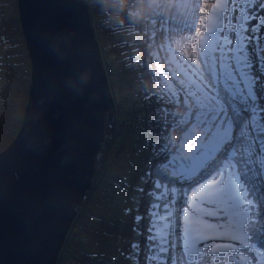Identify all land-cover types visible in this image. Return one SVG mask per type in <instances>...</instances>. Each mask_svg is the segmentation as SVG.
Masks as SVG:
<instances>
[{
    "label": "snow or ice",
    "instance_id": "6c2138e0",
    "mask_svg": "<svg viewBox=\"0 0 264 264\" xmlns=\"http://www.w3.org/2000/svg\"><path fill=\"white\" fill-rule=\"evenodd\" d=\"M97 2L102 5V0ZM135 6L134 2L127 11L133 23L138 15L132 10ZM197 7L201 13L209 10L206 21L197 17L178 20L155 11L146 17L153 26L159 19L164 31V25L171 22L175 25L173 32L178 29L190 34L183 37L186 40H192L191 34L195 33L199 48L193 51L196 45L191 44L185 45L181 51L180 41L175 39L172 40L175 49L171 45H161L182 58L176 63L188 80L179 79L178 90L172 80H166L167 94L160 89L147 91L144 95L145 101L156 105L148 121L149 137L155 135L156 139L154 142L151 138L146 139L153 162L147 165L134 189L137 194L132 197L135 207L125 209L126 213H137L132 231L143 239V249L140 240L135 239L125 258L133 264H140L139 253L143 251L145 264L162 260L153 254L159 244L160 253L171 252L163 264H264V123H261L264 115H259L264 113V31L261 30L264 28V12L259 11L264 9V0H214ZM117 10L123 8L109 10L102 7V13L107 15L106 22L112 20L113 12ZM233 13H236L237 22H234ZM247 21L256 23L248 26ZM119 24L122 26L123 22ZM200 25L204 26V32H201ZM225 49L232 55L225 56ZM133 51L137 54L126 59L141 68H152L150 62L139 60L138 50ZM217 52L220 55H212L210 64V54ZM151 55L158 58L157 53ZM224 60L235 61L234 66H221L230 69L226 79L233 84L236 81L232 73L239 74L247 88L246 96L239 89L232 91L225 87L227 95L221 97L216 63ZM203 66H207L206 70ZM245 68L249 71H244ZM177 75L172 72L173 78ZM179 92L184 93L183 103L187 111L181 112L176 107L181 102ZM198 93L204 94L209 103H202ZM237 95L242 99V108L234 104ZM153 97L155 101H152ZM189 98L194 100L190 103ZM230 111L233 115H229ZM225 124L224 132L219 133V127ZM200 125L209 131L217 129V133H213L219 134L215 145L202 142L191 155L174 154L186 148L182 141H187ZM249 125L253 130L258 128L257 135L247 148L238 149L230 132L233 128L239 129L243 139L244 129ZM177 129L183 132L179 140L174 135ZM257 143L259 150L255 147ZM177 160L183 162L184 170L169 172V165ZM187 181L191 183L186 184ZM141 205L143 213H140ZM142 220L143 225L140 224ZM158 220L163 222L162 226ZM174 228L179 229L178 233L173 232ZM173 235L178 244L177 240L171 239ZM121 255L125 254L121 252Z\"/></svg>",
    "mask_w": 264,
    "mask_h": 264
},
{
    "label": "water",
    "instance_id": "95a60500",
    "mask_svg": "<svg viewBox=\"0 0 264 264\" xmlns=\"http://www.w3.org/2000/svg\"><path fill=\"white\" fill-rule=\"evenodd\" d=\"M17 5L32 72L18 136L0 152V264H56L114 99L85 0Z\"/></svg>",
    "mask_w": 264,
    "mask_h": 264
},
{
    "label": "rangeland",
    "instance_id": "374dc122",
    "mask_svg": "<svg viewBox=\"0 0 264 264\" xmlns=\"http://www.w3.org/2000/svg\"><path fill=\"white\" fill-rule=\"evenodd\" d=\"M90 6L92 20L95 26V34L97 40L101 42L102 49L106 53L107 69L111 74V87L113 93L111 95L118 104L120 111V123H125L127 135L126 137H117L106 163L104 175L98 182V187L91 195V198L85 204L80 216L74 227L73 241L69 244L68 251H65L59 264H80L83 257L92 258L91 264H133L132 261L125 258L131 250V243L135 239L141 242L143 249V239L136 237L133 233L135 211L131 214L126 213L125 209L134 208L132 197L137 195L134 192L135 187L139 183L140 176L147 170V165L151 162V149L146 144V139L151 138L154 142L156 137H149L148 121L156 107L155 103L145 101L144 95L147 91L162 89L165 94L168 93V85L166 80H172L174 87L178 90L180 85L179 79H185L187 82L188 76L181 71L180 65L176 61H181L182 58L175 52L169 51L167 47L161 45H171L175 49V44L172 40H179L181 51L185 45L195 44L199 48L195 33L191 35L192 40L183 39L190 35L188 32H173L175 27L171 22L164 25V31L161 29L160 21L157 19L156 25L153 26L146 17L155 11L164 14L168 17L183 19L185 17L192 19L193 17L202 18L206 21L208 9L204 12L198 11V5L204 3H213L214 0H124L123 10L119 14L113 12L112 20L107 21V15L102 13L103 5L97 0H85ZM135 2V8L132 10L138 15L134 18L135 23L127 15L128 9ZM111 10V9H109ZM264 12V9H260ZM236 13H233L234 22ZM123 22L120 26L119 22ZM256 21H247L250 26ZM201 32H204V26L200 25ZM264 31V28L261 29ZM163 32V34H162ZM153 33L155 38L153 39ZM26 40L23 37L20 27V16H18L17 0H0V152L7 149L10 144L18 136L21 122L24 117V112L28 104L29 86L31 77V61L26 48ZM151 45L149 48L148 45ZM230 47L235 48V45ZM133 49L138 50V58L141 62L148 61L152 68H141L139 64L133 63L131 59L136 55ZM104 53V55H105ZM151 53H157L156 56ZM264 54V53H262ZM219 56L220 54H210L209 63H212L211 56ZM225 56L232 55L225 49ZM222 64L235 65L234 60L217 61L216 70L218 75L217 86L221 90V97L227 95L224 92L225 87L232 91L239 89L247 95V88L237 72H233V78L236 83L227 80V71ZM127 65H131L128 67ZM187 67V65H183ZM206 70L207 66H203ZM178 75L173 78L172 72ZM249 71V69H243ZM152 73H155L153 75ZM195 79V77H193ZM210 91V90H209ZM214 95V93H211ZM201 96V102L208 104L209 101L204 98V94L198 93ZM181 102L176 105L179 111H187L183 103L184 93L179 92ZM194 98H189L191 103ZM155 101V97L152 98ZM252 103L251 100L248 101ZM234 104L237 108H242L243 103L239 95H237ZM172 107V105H167ZM207 111V109H202ZM229 115H233L230 111ZM259 115H264L260 113ZM259 121V116L257 117ZM264 123V121H261ZM219 127V133H223L225 127ZM153 131L155 128L153 126ZM240 130L233 128L230 135L235 137L233 143L238 149L248 147V143L253 140L258 132V128L253 130V126L249 125L244 129L245 137L240 138ZM216 128L210 131L200 125L196 132L193 133L187 141H182L186 148L176 155H191L197 146L202 142H211L213 145L218 141L219 134ZM174 135L179 140L183 136V132L177 129ZM120 145L124 149L117 152ZM259 150V144L255 145ZM181 172L184 170L183 162L177 160L175 164H170L168 171ZM191 183V181H187ZM179 195V194H177ZM137 198H139L137 196ZM163 203V201H161ZM144 212V207L141 205L140 213ZM163 214V210H161ZM158 219V218H157ZM158 223L163 225L162 221ZM178 223V221H174ZM143 225L144 221H140ZM179 229L174 228L173 232L178 233ZM172 240H177L173 235ZM178 244V240H177ZM159 244L153 249V254L158 255L162 260L152 261L151 264H163L166 262L169 253H160L158 251ZM242 251H244L242 249ZM121 252L125 255L122 256ZM141 257L140 264H145L143 260V251L139 253Z\"/></svg>",
    "mask_w": 264,
    "mask_h": 264
},
{
    "label": "clouds",
    "instance_id": "9594fccd",
    "mask_svg": "<svg viewBox=\"0 0 264 264\" xmlns=\"http://www.w3.org/2000/svg\"><path fill=\"white\" fill-rule=\"evenodd\" d=\"M86 2V1H85ZM88 3V2H87ZM89 5V4H88ZM102 5L103 6H106L107 8H109V9H121V8H123L124 7V0H102ZM89 9H90V6H89ZM114 13H116L117 15L119 14V10H117V11H114ZM18 16H19V13H18ZM91 16H92V13H91ZM93 21V20H92ZM21 26V25H20ZM21 29H22V27H21ZM94 31H95V26H94ZM23 34V33H22ZM96 37H97V34H96ZM26 39V38H25ZM98 41V40H97ZM98 45H99V52H100V55H101V58H102V64H103V66H104V68H105V72H106V77L108 78V81H109V87H110V89H111V92L113 93V88L111 87V74L109 73V70L107 69V62H106V55H104V53H105V51H104V49H102V46L103 45H101V42H100V40L98 41ZM32 72V71H31ZM31 78V77H30ZM31 83V82H30ZM30 87V86H29ZM29 97V96H28ZM112 98H113V96H112ZM114 99V98H113ZM28 101V100H27ZM114 101V104H113V107L111 108V109H109V111L108 112H106V116H105V123H104V134H105V125H106V122H107V117L109 116V114L112 112V111H114V110H118V123H117V134L112 138V143H111V145L109 146V149H108V155H107V157H106V159H105V161H104V163H105V165H104V168L102 169V171L100 172V179H101V177L104 175V171H105V168H106V165H107V163H106V161H107V159H108V157H109V155L111 154V150H112V148H113V145H114V143L116 142L115 141V139L117 138V137H122V136H124V137H126V135H127V130H126V125H125V123H123V124H121L120 123V119H119V116H120V111H121V109L119 108V106H118V104L115 102V99L113 100ZM27 107V106H26ZM25 115V114H24ZM104 134H103V138H102V143H101V146H103L104 145V141H105V137H104ZM101 146H100V148H99V151L98 152H100L101 151ZM124 149V146L123 145H120V147L118 148V150H117V152H120V151H122ZM98 152H97V154H98ZM97 156V155H96ZM96 156H95V158H96ZM95 158H94V161H93V164L95 163ZM95 177H96V174H95V164H94V172H93V178H92V180H91V182H90V187L88 188V190H86L85 192H84V194H83V196H82V199H81V201H80V203L78 204V206L76 207V209H75V216L73 217V219H72V221L70 222V224H69V226H68V231H67V233H66V236H65V238H64V242H63V245H62V247L59 249V254H58V258H57V263L56 264H59V260L62 258V255L64 254V252L65 251H68L67 249H68V247H69V244L73 241V237H74V235H75V233H74V227H75V225H76V222H77V220H78V216H80L81 215V213H82V211H83V209L85 208L84 206H85V204L88 202V200L91 198V195L93 194V192L96 190V188L98 187V182H99V180L97 181V182H94V179H95ZM68 235H69V239H70V241H69V244L68 245H65L64 246V243H65V239L68 237ZM81 262H80V264H91V262H92V258H88V257H83L81 260H80Z\"/></svg>",
    "mask_w": 264,
    "mask_h": 264
},
{
    "label": "built area",
    "instance_id": "2783aa9c",
    "mask_svg": "<svg viewBox=\"0 0 264 264\" xmlns=\"http://www.w3.org/2000/svg\"><path fill=\"white\" fill-rule=\"evenodd\" d=\"M118 110H114L112 111L109 116L107 117V122H106V125H105V134H104V137H105V143L103 146H101V151L98 152L96 158H95V174H96V177L94 179V182H97L99 179H100V172L102 171V169L104 168V161L108 155V149H109V146L111 145L112 143V138L117 134V123H118ZM65 243H64V246L65 245H68L69 244V235L68 237L65 239Z\"/></svg>",
    "mask_w": 264,
    "mask_h": 264
},
{
    "label": "bare ground",
    "instance_id": "6f19581e",
    "mask_svg": "<svg viewBox=\"0 0 264 264\" xmlns=\"http://www.w3.org/2000/svg\"><path fill=\"white\" fill-rule=\"evenodd\" d=\"M222 132H224V131H222Z\"/></svg>",
    "mask_w": 264,
    "mask_h": 264
},
{
    "label": "trees",
    "instance_id": "16d2710c",
    "mask_svg": "<svg viewBox=\"0 0 264 264\" xmlns=\"http://www.w3.org/2000/svg\"><path fill=\"white\" fill-rule=\"evenodd\" d=\"M105 55H106V53H105Z\"/></svg>",
    "mask_w": 264,
    "mask_h": 264
}]
</instances>
